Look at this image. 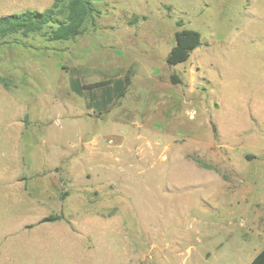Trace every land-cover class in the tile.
I'll use <instances>...</instances> for the list:
<instances>
[{
  "label": "rangeland",
  "instance_id": "rangeland-1",
  "mask_svg": "<svg viewBox=\"0 0 264 264\" xmlns=\"http://www.w3.org/2000/svg\"><path fill=\"white\" fill-rule=\"evenodd\" d=\"M52 1L0 0V16ZM100 10L74 40L0 44V264H249L264 239V0ZM183 29L201 45L169 66ZM125 77L100 114L69 87Z\"/></svg>",
  "mask_w": 264,
  "mask_h": 264
},
{
  "label": "trees",
  "instance_id": "trees-1",
  "mask_svg": "<svg viewBox=\"0 0 264 264\" xmlns=\"http://www.w3.org/2000/svg\"><path fill=\"white\" fill-rule=\"evenodd\" d=\"M104 0H53L43 11L24 10L19 13L0 16V44L6 38L20 35L27 38L40 35L48 42H68L84 34L88 25L95 24L101 15ZM180 27L181 23H176ZM175 43L170 50L166 63L176 66L185 63L191 53L200 47L198 32L183 29L175 32ZM4 84L3 80H0ZM128 79L101 81L94 84H82L78 78H69L72 93L84 96L90 109L104 113L109 104L124 96ZM6 86V85H5ZM50 217L47 220H54ZM249 264H264V249Z\"/></svg>",
  "mask_w": 264,
  "mask_h": 264
},
{
  "label": "crops",
  "instance_id": "crops-1",
  "mask_svg": "<svg viewBox=\"0 0 264 264\" xmlns=\"http://www.w3.org/2000/svg\"><path fill=\"white\" fill-rule=\"evenodd\" d=\"M262 243H263V246H262V249H261V250L264 249V239L262 240ZM261 250H259V252H260ZM259 252H258V253H259ZM258 253H257V254H258ZM257 254H256V255H257ZM256 255H255V256H256ZM255 256H254V257H255ZM254 257H253V258H254ZM253 258H252V259H253ZM252 259H251V260H252ZM251 260H250L249 262H251ZM249 262H248V263H249Z\"/></svg>",
  "mask_w": 264,
  "mask_h": 264
}]
</instances>
